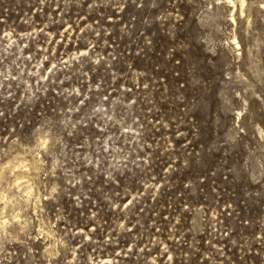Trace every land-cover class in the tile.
Instances as JSON below:
<instances>
[{
	"label": "rangeland",
	"instance_id": "rangeland-1",
	"mask_svg": "<svg viewBox=\"0 0 264 264\" xmlns=\"http://www.w3.org/2000/svg\"><path fill=\"white\" fill-rule=\"evenodd\" d=\"M0 264H264V0H0Z\"/></svg>",
	"mask_w": 264,
	"mask_h": 264
},
{
	"label": "bare ground",
	"instance_id": "bare-ground-1",
	"mask_svg": "<svg viewBox=\"0 0 264 264\" xmlns=\"http://www.w3.org/2000/svg\"><path fill=\"white\" fill-rule=\"evenodd\" d=\"M230 1H232V0H230ZM240 2H241V4L243 5L245 2H246V0H240ZM18 182V181H17ZM16 182V183H17ZM20 183V182H19ZM18 184V183H17ZM21 184V183H20ZM5 221V220H4Z\"/></svg>",
	"mask_w": 264,
	"mask_h": 264
}]
</instances>
